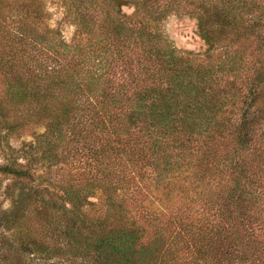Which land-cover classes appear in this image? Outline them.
Here are the masks:
<instances>
[{
  "label": "trees",
  "instance_id": "trees-1",
  "mask_svg": "<svg viewBox=\"0 0 264 264\" xmlns=\"http://www.w3.org/2000/svg\"><path fill=\"white\" fill-rule=\"evenodd\" d=\"M64 2L0 0V264H264V0Z\"/></svg>",
  "mask_w": 264,
  "mask_h": 264
},
{
  "label": "rangeland",
  "instance_id": "rangeland-1",
  "mask_svg": "<svg viewBox=\"0 0 264 264\" xmlns=\"http://www.w3.org/2000/svg\"><path fill=\"white\" fill-rule=\"evenodd\" d=\"M46 4V9L50 14L49 24L52 28L58 29L64 39L71 43L76 35L77 28L72 21L69 14L68 8L64 0H43ZM128 2H133L134 0H127ZM124 13L130 15L134 11L132 4L124 7ZM162 29L170 40L174 42L176 47L184 51H191L195 53L205 52L207 46L202 40L197 21L193 18L183 15H172L163 24ZM1 97V90H0ZM3 160L0 155V163ZM9 183L8 180H3L0 177V186L5 188ZM11 206V201L6 198V196H0V208L8 209ZM2 230L0 229V234ZM36 264H43L36 262ZM80 264H87L80 261Z\"/></svg>",
  "mask_w": 264,
  "mask_h": 264
}]
</instances>
